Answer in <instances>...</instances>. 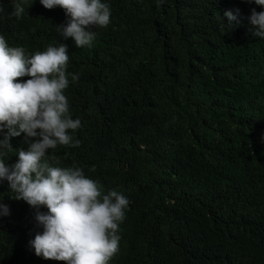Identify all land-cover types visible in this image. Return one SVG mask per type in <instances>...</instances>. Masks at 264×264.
<instances>
[{
	"label": "trees",
	"instance_id": "1",
	"mask_svg": "<svg viewBox=\"0 0 264 264\" xmlns=\"http://www.w3.org/2000/svg\"><path fill=\"white\" fill-rule=\"evenodd\" d=\"M0 0V35L25 55L66 45L69 114L78 147L46 150L50 166L84 170L103 194L129 200L109 264H264V39L247 0H102L108 30L77 48L56 26L69 17L26 0ZM238 10V12H237ZM233 11L229 25L224 16ZM79 79L72 81L71 76ZM23 77L17 82H24ZM0 125V139L7 134ZM33 140L0 148L11 168ZM94 169V171H93ZM0 264H60L31 247L43 227L0 180ZM2 213V209H0Z\"/></svg>",
	"mask_w": 264,
	"mask_h": 264
},
{
	"label": "clouds",
	"instance_id": "2",
	"mask_svg": "<svg viewBox=\"0 0 264 264\" xmlns=\"http://www.w3.org/2000/svg\"><path fill=\"white\" fill-rule=\"evenodd\" d=\"M25 2L15 3L12 15L20 18ZM247 2L264 8V0ZM39 3L47 10H64L69 19L56 30L63 39L71 38L77 48L92 45L96 35L93 28L108 30L114 24L110 6L102 0ZM157 3L162 5L164 0ZM224 16L229 25L237 20L233 11H226ZM249 22L252 35L264 39V11L252 9ZM68 62L64 44L27 56L22 47H10L0 35V125L8 129L0 139V148L12 151L10 139L21 133L34 141L27 151L17 150L18 162L11 168L0 159V180L8 181L15 199L32 208L44 206L48 210L47 214L37 212L35 217L43 227L42 234L30 241L37 257L60 264H109L120 250L117 233L129 200L115 190L103 194L97 181L76 165L62 168L50 166L45 160L46 150L80 144L70 134L80 128L81 121L69 114L65 95L69 87ZM26 76L29 79L17 82ZM71 79L75 82L79 75H72ZM0 209V214H8L7 206L0 204Z\"/></svg>",
	"mask_w": 264,
	"mask_h": 264
}]
</instances>
